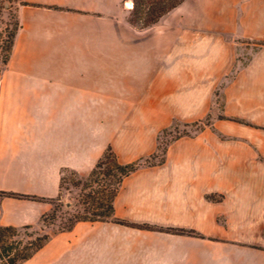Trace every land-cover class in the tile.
<instances>
[{
  "label": "crops",
  "instance_id": "obj_1",
  "mask_svg": "<svg viewBox=\"0 0 264 264\" xmlns=\"http://www.w3.org/2000/svg\"><path fill=\"white\" fill-rule=\"evenodd\" d=\"M26 1L0 79V190L40 197L59 196L63 169L88 175L108 146L122 163L155 153L174 120L212 110L245 44L226 35L264 41V0H187L147 30L126 21L131 0ZM222 101L247 123L213 119L177 139L115 199L120 219L204 237L82 221L21 264H264V45ZM52 208L0 196V225L37 226Z\"/></svg>",
  "mask_w": 264,
  "mask_h": 264
},
{
  "label": "trees",
  "instance_id": "obj_2",
  "mask_svg": "<svg viewBox=\"0 0 264 264\" xmlns=\"http://www.w3.org/2000/svg\"><path fill=\"white\" fill-rule=\"evenodd\" d=\"M126 1V0H124ZM133 6L127 10L125 19L138 30H147L160 25L173 11L187 0H131ZM29 4L26 0H0V79L7 69L12 57L16 38L21 30L19 8ZM3 24V25H2ZM247 41L244 38L237 43ZM255 43L257 48L264 45V41L248 40ZM257 50V49H256ZM239 67L224 77L215 91V102L206 117L195 122H174L164 128L158 136L157 151L150 156L140 158L130 163L120 162L112 146H108L95 167L88 175H81L76 171L63 169L61 173V192L56 198H46L13 191L0 190L2 197L25 198L52 203L53 208L45 213L37 226L0 225V264H21L40 250L53 234L70 231L78 222L113 221L140 229L159 230L176 234H190L204 237L195 230L159 227L148 223H133L120 219L115 215V199L124 179L140 168L157 166L165 163L169 146L183 136H194L206 126L212 125L211 119H228L247 123L242 119L228 117L222 107L215 114L218 97L223 94L226 85L233 80ZM183 127V128H182ZM192 128V130H187ZM72 175L74 178H70ZM69 184V187L65 185ZM70 194L73 205L66 207L64 197ZM213 199L215 197H212ZM36 227L40 228L37 229Z\"/></svg>",
  "mask_w": 264,
  "mask_h": 264
},
{
  "label": "rangeland",
  "instance_id": "obj_3",
  "mask_svg": "<svg viewBox=\"0 0 264 264\" xmlns=\"http://www.w3.org/2000/svg\"><path fill=\"white\" fill-rule=\"evenodd\" d=\"M191 1L189 0V2H187L185 4V8L191 7L190 6L191 5ZM245 1L246 0H239V4H238L239 7L238 8H241V4L244 3ZM123 2H125V1L123 0ZM229 2H230V0H229ZM227 4H228L227 0H223V9H225ZM240 35H241L240 33H236L235 35H232V36L226 35V38H233L236 41L238 39H241ZM244 42H245V44L239 46V48H238V59L236 61V65H235L234 68H237V67H240V66L244 65L247 62V60L251 57L252 53L254 51H256V49H257V45L255 43L253 44L252 42H248V41H244ZM222 102H223L222 101V95H220L218 97V102L216 104L217 109L213 110V111H215V113L218 112L219 109H221ZM213 111H212V113H213ZM215 113H213V114H215ZM211 121H212V119H211ZM187 130H192V128H187ZM69 177L70 178H74L72 175H70ZM69 186H70L69 184L65 185V187H69ZM36 228L39 229V231H40L39 227H36ZM40 232H43V231H40Z\"/></svg>",
  "mask_w": 264,
  "mask_h": 264
},
{
  "label": "water",
  "instance_id": "obj_4",
  "mask_svg": "<svg viewBox=\"0 0 264 264\" xmlns=\"http://www.w3.org/2000/svg\"><path fill=\"white\" fill-rule=\"evenodd\" d=\"M213 113H215V111H213ZM64 202H65L66 207H71L73 205L72 201L70 200V194H67L64 197Z\"/></svg>",
  "mask_w": 264,
  "mask_h": 264
}]
</instances>
